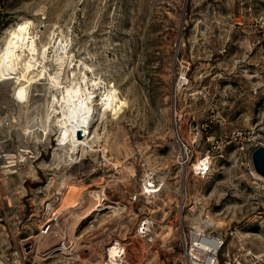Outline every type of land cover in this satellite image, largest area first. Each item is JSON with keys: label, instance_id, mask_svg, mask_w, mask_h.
<instances>
[{"label": "rangeland", "instance_id": "obj_1", "mask_svg": "<svg viewBox=\"0 0 264 264\" xmlns=\"http://www.w3.org/2000/svg\"><path fill=\"white\" fill-rule=\"evenodd\" d=\"M27 19L39 45L66 40L64 85L85 74L91 89L100 82L96 97L114 85L126 104L118 115L95 105L88 143L72 153L48 118L47 79L25 103L13 79L0 82V264H104L115 245L122 264H185L184 236L201 218L225 239L222 264H264V177L252 159L264 147V0H0V45ZM202 158L208 172L195 169ZM70 195L112 208L82 223L74 254L44 259L36 242L65 230L55 213Z\"/></svg>", "mask_w": 264, "mask_h": 264}, {"label": "bare ground", "instance_id": "obj_2", "mask_svg": "<svg viewBox=\"0 0 264 264\" xmlns=\"http://www.w3.org/2000/svg\"><path fill=\"white\" fill-rule=\"evenodd\" d=\"M33 29L34 22L27 19L18 23L8 31L7 36L0 45V82H9L13 79V82L16 83L14 88L15 99L18 103H25L27 101L29 87L36 81L47 79L50 84L49 90L54 97V101H52V111L48 113V118L51 119V116L52 118L55 117V123L60 129L59 145L63 149L68 148L70 152L77 153L80 146L88 143L86 139L82 138H88L90 136L91 132L89 128L95 105L100 106V109L103 110L102 114H105L106 111H110L112 114L118 115L126 102L118 96V92L114 88V85L105 88L104 91L102 90L100 95L96 97L95 91L99 88L100 82L92 80L91 86L93 88L91 89L85 74L82 79H77L73 71V80L70 84L64 85L62 74H64L66 68L73 69L74 66L73 59H70L69 52L67 51L68 44L66 40L61 39L59 42H57V40L54 41V34H52L53 36L50 42L39 45L37 41L38 35L35 34ZM51 64L56 65L55 67L57 70L55 72L50 71ZM81 70L80 67V71ZM186 82L187 77L185 74H182L178 80V85L185 84ZM57 92H60V97H58ZM90 147H94L93 144H90ZM210 163V158H202L198 159L194 166L195 169L200 172H208L210 170ZM67 178L68 177L61 175L60 183L62 186L66 187L68 183ZM143 190L146 194L156 196V193L159 192L161 188H158L152 182H147ZM102 201L104 202L105 199L102 200L101 197L97 196L95 198H89L88 202L82 205V203H80V198L75 195L66 197L63 200L62 208L55 213V215L57 214L58 218L64 222L63 226L65 230H61L60 234L57 233L51 236L46 235L47 237L36 242L37 245L36 243L34 244V239L31 237L25 240L24 245H29V247L33 249L32 251L35 250L34 247L36 245L37 253L43 256L44 259H48L50 257L49 254L57 250H60L64 255L74 254L72 243L79 239L81 240L82 236H77V232L82 223L94 212L112 208L111 206L106 207ZM101 207H103V209H100ZM60 210L62 212H60ZM109 216L123 218L124 212L115 208L113 213ZM205 227H215V223L208 218H201L197 225H195L198 231H202ZM58 244H60V246L56 247ZM106 253H108L107 257L105 256L108 259L107 264H119L121 250L117 245L110 247ZM93 255L96 254L93 252ZM70 259L72 258L66 257V261Z\"/></svg>", "mask_w": 264, "mask_h": 264}, {"label": "built area", "instance_id": "obj_3", "mask_svg": "<svg viewBox=\"0 0 264 264\" xmlns=\"http://www.w3.org/2000/svg\"><path fill=\"white\" fill-rule=\"evenodd\" d=\"M146 225V222L142 225L141 230L143 234H146L148 231L146 230L148 228ZM205 229L206 227L202 231H198L197 229L196 231L191 230L188 235L185 234L183 240L185 264H222L219 254L225 244V239L214 233L208 234ZM118 248L121 250L119 264H122L125 250L120 247ZM107 263L108 261L104 264ZM235 264H244V262L236 261Z\"/></svg>", "mask_w": 264, "mask_h": 264}, {"label": "water", "instance_id": "obj_4", "mask_svg": "<svg viewBox=\"0 0 264 264\" xmlns=\"http://www.w3.org/2000/svg\"><path fill=\"white\" fill-rule=\"evenodd\" d=\"M253 163L258 174L264 177V147H257L252 155Z\"/></svg>", "mask_w": 264, "mask_h": 264}]
</instances>
